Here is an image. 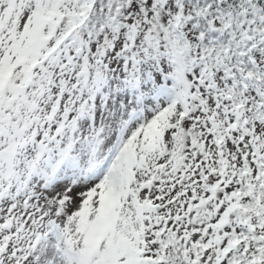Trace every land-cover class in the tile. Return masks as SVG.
<instances>
[{
    "label": "snow or ice",
    "instance_id": "obj_1",
    "mask_svg": "<svg viewBox=\"0 0 264 264\" xmlns=\"http://www.w3.org/2000/svg\"><path fill=\"white\" fill-rule=\"evenodd\" d=\"M0 264H264V0H0Z\"/></svg>",
    "mask_w": 264,
    "mask_h": 264
}]
</instances>
